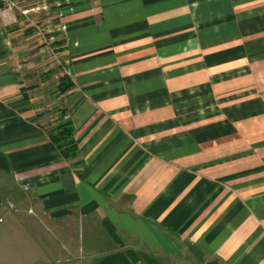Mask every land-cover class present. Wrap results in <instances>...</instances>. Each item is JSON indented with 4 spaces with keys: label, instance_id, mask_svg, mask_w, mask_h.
Returning <instances> with one entry per match:
<instances>
[{
    "label": "crops",
    "instance_id": "crops-1",
    "mask_svg": "<svg viewBox=\"0 0 264 264\" xmlns=\"http://www.w3.org/2000/svg\"><path fill=\"white\" fill-rule=\"evenodd\" d=\"M18 1L0 264H70L83 219L118 242L91 264H264V0Z\"/></svg>",
    "mask_w": 264,
    "mask_h": 264
},
{
    "label": "rangeland",
    "instance_id": "rangeland-1",
    "mask_svg": "<svg viewBox=\"0 0 264 264\" xmlns=\"http://www.w3.org/2000/svg\"><path fill=\"white\" fill-rule=\"evenodd\" d=\"M9 186L14 192V186ZM69 223L71 225L65 229L63 234L71 246L70 264H91L92 259L118 246L116 239L110 236L96 221L83 219L82 221L72 220Z\"/></svg>",
    "mask_w": 264,
    "mask_h": 264
},
{
    "label": "built area",
    "instance_id": "built-area-1",
    "mask_svg": "<svg viewBox=\"0 0 264 264\" xmlns=\"http://www.w3.org/2000/svg\"><path fill=\"white\" fill-rule=\"evenodd\" d=\"M18 0H0V12L3 16L10 17L11 12L19 7Z\"/></svg>",
    "mask_w": 264,
    "mask_h": 264
},
{
    "label": "trees",
    "instance_id": "trees-1",
    "mask_svg": "<svg viewBox=\"0 0 264 264\" xmlns=\"http://www.w3.org/2000/svg\"><path fill=\"white\" fill-rule=\"evenodd\" d=\"M65 131L66 132L64 134L62 132V133H60L61 135H58V137H56L54 139L55 141L60 142V144L62 143V141H64V143L62 145H64V144H71V142L73 140L72 139V131L71 130H65ZM72 151H73V149H72Z\"/></svg>",
    "mask_w": 264,
    "mask_h": 264
}]
</instances>
